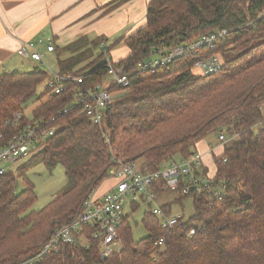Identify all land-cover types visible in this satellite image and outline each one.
Here are the masks:
<instances>
[{"label": "trees", "instance_id": "trees-1", "mask_svg": "<svg viewBox=\"0 0 264 264\" xmlns=\"http://www.w3.org/2000/svg\"><path fill=\"white\" fill-rule=\"evenodd\" d=\"M128 1L115 0L112 6ZM263 13L264 0H151L145 27L122 36L107 50L101 38L67 47L71 57L59 59L58 70L61 75L83 76V85L70 84L61 95L46 87L39 97L44 102L31 118L26 107L38 89L47 86L50 75L37 67L32 72H0V133L7 141L20 133L6 125L18 113L24 115V125L44 119L59 130L36 149L30 164L0 177V264H20L34 257L61 226L78 219L85 203L109 179L116 160L138 164L143 172H157L195 157L196 144L223 128L237 139L215 159L214 189L221 194H183L193 200L194 216L180 217L175 228L166 230L150 209L142 220L148 235L136 241L131 213L119 229L121 250L107 260L91 241L87 250L64 246L59 255L41 264H264V127H259L264 121ZM221 30H228V35L213 49L184 57L154 74L136 71L153 49L190 43ZM121 45L130 53L115 63L109 54ZM234 53L241 55L233 58ZM216 54L225 60L223 71L206 77L193 72L197 61ZM104 60L125 70L130 87L110 89L125 93L107 105L102 123L94 125L84 105L59 116L75 102V91L104 83L107 67L95 68ZM34 165L50 170L62 165L68 179L57 197L38 212L32 211L38 196L28 177ZM197 174L207 176L203 168ZM187 188L191 189L188 182L182 181L177 191ZM163 210L173 215L172 204ZM192 229L196 236L189 238ZM161 240L163 246H157Z\"/></svg>", "mask_w": 264, "mask_h": 264}, {"label": "built area", "instance_id": "built-area-1", "mask_svg": "<svg viewBox=\"0 0 264 264\" xmlns=\"http://www.w3.org/2000/svg\"><path fill=\"white\" fill-rule=\"evenodd\" d=\"M227 35L228 30H221L204 35L190 43L174 44L170 48L158 47L153 49L148 60L137 64L136 71L154 74L158 69L169 66L184 57L200 54L206 48L213 49L217 42L223 40ZM39 44H45L49 53H55V43L52 40H47L23 43L19 54L26 61L36 65L37 68L38 66L45 68V71L50 75L47 89H50L55 95H61L68 92L70 84L83 85V76L61 75L59 70H52L38 50ZM224 67V58L216 54L197 61L192 70L196 75L206 77L220 73ZM107 70V78H110L112 82L110 86L105 87L103 83L95 88L78 89L73 93L75 102L64 111H60L59 116L74 110L79 105L82 107L84 105V111L90 121L94 125H100L103 112L115 98L110 89L117 88L123 91L130 87L129 76L122 67H117L108 61ZM23 117L22 113L15 114L13 120L6 123L15 130H19V134L7 141L5 133H0V177L8 174L10 166L28 158L59 131L56 126H47L44 119L38 123L24 125ZM54 120L52 119V122ZM259 127H264V121ZM219 140L224 147L231 142V139L228 140L223 133L219 135ZM201 171L202 164L198 155L190 160L173 162L157 172H143L138 164L116 160V166L109 171V179L117 181L115 187L102 198H95L94 193L85 203L78 219L61 226L41 245L34 257L20 264H41L47 258L59 255L64 246L87 250L91 241L98 244L101 257L108 259L121 250L119 229L127 219L126 204L138 205L140 201L157 204L151 211L153 215L161 219L162 228L166 230L175 228L180 217L167 216L163 206L158 204L157 200L160 195L176 192L182 181H187L191 187V189H184L183 194H189L190 191L195 193L207 191L219 196L221 193L214 189V178L199 176L197 172ZM188 236L194 238L196 231L190 230ZM163 242L161 240L157 246H163Z\"/></svg>", "mask_w": 264, "mask_h": 264}, {"label": "crops", "instance_id": "crops-1", "mask_svg": "<svg viewBox=\"0 0 264 264\" xmlns=\"http://www.w3.org/2000/svg\"><path fill=\"white\" fill-rule=\"evenodd\" d=\"M114 1L0 0V72L12 73L17 69L32 68L28 65L32 63L19 54L23 43L52 40L56 45L55 53H49L45 44H39L38 50L45 59L54 60L58 70V60L71 57L65 49L82 39H103L105 51L122 36H131L145 27L151 0H130L117 8L112 6ZM124 46L110 51L109 58L113 62L122 61L129 55L130 50ZM100 51L99 48L95 50L96 57ZM114 56L119 59H114ZM261 110L264 118V104ZM224 129L218 135L224 134ZM207 138L196 144V155L200 156L203 171L207 172L206 177L215 178V159L224 154L227 146L221 144L219 136V146H214ZM116 183L109 179L101 184L95 192V198H102Z\"/></svg>", "mask_w": 264, "mask_h": 264}, {"label": "rangeland", "instance_id": "rangeland-1", "mask_svg": "<svg viewBox=\"0 0 264 264\" xmlns=\"http://www.w3.org/2000/svg\"><path fill=\"white\" fill-rule=\"evenodd\" d=\"M255 45H257V43H255L253 46ZM120 48L121 47L119 46L117 49H120ZM240 55H241L240 53H234L233 58H237ZM117 56H120V55L117 54ZM117 56H114V59H117L118 58ZM45 60L50 65V68L52 70L57 71V66L54 60H47V59ZM112 61L110 60L109 62L112 63ZM32 64H28L32 68L29 67V69H17V70L12 71V73L13 74L14 73H24V72H28L29 70L33 71L36 68V65H34L35 66L34 67ZM104 67H107V64ZM38 68L41 71H45V68L41 66H38ZM111 84L112 82L110 78H106L104 81V86L108 87ZM45 88H46L45 85L41 86L37 91L36 97L28 103L26 107V114L30 118L32 117L33 110L37 108L38 106H40L42 102H44V98L42 100H39V97L43 95V93L45 92ZM124 93L125 92H116L114 94V97H115L114 99L122 96ZM227 129L228 128L224 129L225 137L227 139L233 138V140L234 139L236 140L237 137L233 135H229L227 132ZM218 134L219 132H214L208 135L209 138H207V141L214 144V146L216 145L219 146L220 142L218 140V136H219ZM230 146H231V143L227 145V148ZM37 153L38 151L36 150L28 158L17 161L15 164L9 167L8 169L9 173H18L22 169L23 166L30 164L31 160L33 159L35 155H37ZM28 177L31 180L32 184L34 185L35 191L38 196V200L36 204L34 205V207L32 208V211H35V212L41 211L45 207H47L57 197V195L66 187L68 183V179L65 174V169L62 165H57L52 170H50V168L45 165H38V166L34 165L31 168H29ZM108 180L109 179L105 180L103 183L107 182ZM22 190H23V184L19 183L17 191L21 192ZM157 203L162 205L163 207L165 205L172 204V213H173L172 216L174 217L178 216V217L184 218V220H188L189 218L195 215L193 200L191 198H187V199L183 198L182 191L181 192L176 191V192L168 193L165 195H160L159 199L157 200ZM156 206L157 204L149 203L147 201H140L138 205H132V204L125 205V211L127 214L134 213L130 219V225L133 229L134 239L136 241L142 240L147 237L148 233L143 228L142 220L144 218V214L150 211V209H154ZM136 207H137V210L133 212Z\"/></svg>", "mask_w": 264, "mask_h": 264}, {"label": "water", "instance_id": "water-1", "mask_svg": "<svg viewBox=\"0 0 264 264\" xmlns=\"http://www.w3.org/2000/svg\"><path fill=\"white\" fill-rule=\"evenodd\" d=\"M107 60L101 61L99 64L96 65V69L100 68V67H104L107 64ZM105 260H107V258H105Z\"/></svg>", "mask_w": 264, "mask_h": 264}]
</instances>
